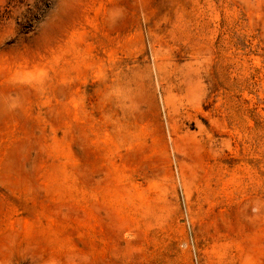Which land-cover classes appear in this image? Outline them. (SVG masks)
<instances>
[{"label":"rangeland","instance_id":"obj_1","mask_svg":"<svg viewBox=\"0 0 264 264\" xmlns=\"http://www.w3.org/2000/svg\"><path fill=\"white\" fill-rule=\"evenodd\" d=\"M0 264H264V0H0Z\"/></svg>","mask_w":264,"mask_h":264}]
</instances>
